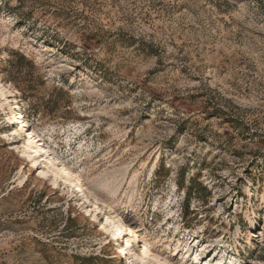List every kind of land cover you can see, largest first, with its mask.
I'll use <instances>...</instances> for the list:
<instances>
[{"label":"rangeland","instance_id":"1","mask_svg":"<svg viewBox=\"0 0 264 264\" xmlns=\"http://www.w3.org/2000/svg\"><path fill=\"white\" fill-rule=\"evenodd\" d=\"M0 83V264H264V0H0Z\"/></svg>","mask_w":264,"mask_h":264},{"label":"bare ground","instance_id":"2","mask_svg":"<svg viewBox=\"0 0 264 264\" xmlns=\"http://www.w3.org/2000/svg\"><path fill=\"white\" fill-rule=\"evenodd\" d=\"M1 84V83H0ZM3 93H2V90H1V85H0V97H1V99L3 98ZM5 103H7V106L9 107V111H10V105H9V101L8 100H6L5 102H2L1 103V105H2V107L4 106V104ZM2 107H0V113H1V115H3V113H2ZM4 116V115H3ZM7 120H8V123L10 124V123H14V124H16V117L14 116V115H11V114H9L8 116H7ZM7 120L5 121V125L7 126ZM16 130H18V131H20V129L19 128H17ZM26 148H27V150L30 152V153H34L35 152V154H38V155H40L41 153H42V151H37L38 150V145H37V143H36V139H33V137L32 138H28L27 140H26ZM33 145H35V148L33 149ZM46 153L47 154H49V151H46ZM50 159H49V161H48V163H46V165H47V167H50V165L52 164V160H53V158L51 157V154H49V156H48ZM45 163V162H44ZM56 170H57V174H58V176H61V177H63L64 179H65V176L67 175L66 174V171H64L63 170V168H56ZM48 173V171H46V170H44L41 174L42 175H46ZM68 177L70 176L69 174L67 175ZM69 178H71V177H69ZM86 192V191H85ZM134 199V197L132 196V195H129V200H133ZM124 222V221H123ZM107 223H108V226H106L104 229L105 230H110L109 229V227H113L112 228V230H114V234H113V237L116 239L117 238V240L119 239L118 237H120L121 236V234L123 233V231H127L128 229H127V223H122V221L121 222H116V221H114V220H109V219H107ZM131 230V229H130ZM112 232V231H111ZM116 240V241H117ZM130 244H131V239H128L127 241H126V246L127 247H130ZM120 249V251H121V254L122 253H124L125 251H126V249H123L122 247L121 248H119ZM146 249H147V247H146ZM148 252L150 253V254H152V256H154L155 257V255L151 252V250H148ZM156 258V260L157 261H159V259L157 258V257H155ZM140 260H143V258H140ZM196 260V259H195ZM160 263L161 264H163V262H161L160 261ZM202 264V263H201ZM205 264H207V263H205ZM209 264H211V263H209Z\"/></svg>","mask_w":264,"mask_h":264}]
</instances>
